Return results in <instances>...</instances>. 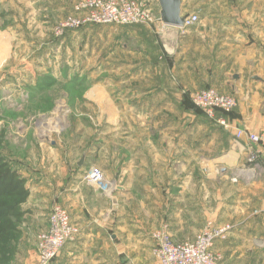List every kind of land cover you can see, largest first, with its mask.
I'll use <instances>...</instances> for the list:
<instances>
[{
  "label": "crops",
  "instance_id": "crops-1",
  "mask_svg": "<svg viewBox=\"0 0 264 264\" xmlns=\"http://www.w3.org/2000/svg\"><path fill=\"white\" fill-rule=\"evenodd\" d=\"M146 1L160 16L158 0ZM180 3L182 16L198 15L189 27L156 22L113 35L112 44L137 57L119 63L122 85L95 96L109 104L92 142L78 138L66 155L51 148L46 158L16 166L29 189L20 243L25 229L32 235L47 227L44 210L53 203L79 229L51 264H158L154 231L185 241L208 223L228 227L212 247L218 264H264V152L246 136L235 138L236 127L264 132V0ZM206 87L236 95V108L225 116L230 128L194 107L182 111ZM81 158L119 183L113 197L82 181Z\"/></svg>",
  "mask_w": 264,
  "mask_h": 264
},
{
  "label": "rangeland",
  "instance_id": "rangeland-1",
  "mask_svg": "<svg viewBox=\"0 0 264 264\" xmlns=\"http://www.w3.org/2000/svg\"><path fill=\"white\" fill-rule=\"evenodd\" d=\"M78 1L0 0V155L15 168L24 167L22 163L40 155L46 158L51 148L66 155L69 144H76L78 138L92 142V133L100 126V110L108 109L109 104L108 99L98 102L95 96L108 94L111 84L114 89L122 85L125 69L119 63L137 57L119 43L112 44L115 33L137 24H87L57 35L61 21L77 16L74 7ZM84 30L97 34L87 38L80 33ZM192 95L182 104V111L198 109ZM102 121L107 123V118ZM80 126L87 130L83 135ZM89 162L80 165L84 168L82 181L99 187V183L86 179L97 170L111 191L99 188L113 197L112 190L119 183L106 179L105 169L93 159ZM51 207L44 210L47 217ZM31 209L25 220L28 226L35 220V208ZM47 228L48 222L45 229H37L32 235L24 230L25 237L21 243L18 241L12 264H37L38 235ZM32 250L36 251V260L30 254Z\"/></svg>",
  "mask_w": 264,
  "mask_h": 264
},
{
  "label": "built area",
  "instance_id": "built-area-1",
  "mask_svg": "<svg viewBox=\"0 0 264 264\" xmlns=\"http://www.w3.org/2000/svg\"><path fill=\"white\" fill-rule=\"evenodd\" d=\"M77 16H69L57 26V35L65 30L80 28L87 24H153L162 22L146 0H79L74 7ZM179 28L191 26L198 20L196 13L183 15ZM163 23V22H162ZM193 105L224 128H230V120L224 116L232 112L238 103L232 93H221L215 88H205L192 95ZM246 136L248 141L264 152V132L257 133L244 128H235V138ZM90 183H99L103 191L110 193L101 174L92 170L86 176ZM232 180H236L235 177ZM48 228L38 235L40 243L36 249L37 264H51L62 247L78 233V227L71 221L68 211L59 204H53L48 215ZM228 227H216L208 223L191 240L174 241L166 229L152 233L155 241L152 254L158 264H218L212 252L217 239H223Z\"/></svg>",
  "mask_w": 264,
  "mask_h": 264
},
{
  "label": "trees",
  "instance_id": "trees-1",
  "mask_svg": "<svg viewBox=\"0 0 264 264\" xmlns=\"http://www.w3.org/2000/svg\"><path fill=\"white\" fill-rule=\"evenodd\" d=\"M28 196L26 178L0 155V264H12L18 251L24 216L28 212L22 206Z\"/></svg>",
  "mask_w": 264,
  "mask_h": 264
},
{
  "label": "water",
  "instance_id": "water-1",
  "mask_svg": "<svg viewBox=\"0 0 264 264\" xmlns=\"http://www.w3.org/2000/svg\"><path fill=\"white\" fill-rule=\"evenodd\" d=\"M160 6V17L164 24L179 27L183 24L181 14V0H158ZM82 158L78 164L82 163Z\"/></svg>",
  "mask_w": 264,
  "mask_h": 264
}]
</instances>
